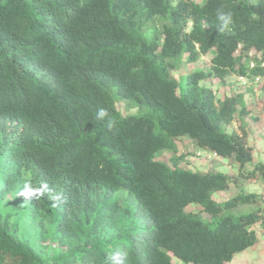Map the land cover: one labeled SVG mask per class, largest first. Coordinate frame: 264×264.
Returning a JSON list of instances; mask_svg holds the SVG:
<instances>
[{
    "label": "trees",
    "instance_id": "1",
    "mask_svg": "<svg viewBox=\"0 0 264 264\" xmlns=\"http://www.w3.org/2000/svg\"><path fill=\"white\" fill-rule=\"evenodd\" d=\"M155 19L160 31L147 39ZM207 55L208 71L173 78L182 56ZM263 60L264 0H0V206L25 191L31 213H44L53 240L68 246L56 264H228L257 243L264 204L235 215L260 195H212L238 179L264 182V164L245 170L243 94L216 100L200 82L264 78ZM118 102L137 113L123 115ZM235 120L240 134L227 133ZM180 137L233 159L237 176L155 160ZM19 230L0 208V264H45Z\"/></svg>",
    "mask_w": 264,
    "mask_h": 264
},
{
    "label": "rangeland",
    "instance_id": "2",
    "mask_svg": "<svg viewBox=\"0 0 264 264\" xmlns=\"http://www.w3.org/2000/svg\"><path fill=\"white\" fill-rule=\"evenodd\" d=\"M195 3H201L202 0H191ZM252 3H256L259 0H247ZM161 21L155 19L150 22L144 30V37L150 39L155 32L160 31ZM190 25L188 26V29ZM252 57H256L257 60H261V56L252 52ZM185 57H181V61L178 64L176 70L172 72V76L175 80H180L182 76L194 71H208L210 68V55L201 57L198 62L193 64L184 63ZM264 61V60H263ZM252 80V78H250ZM201 86L210 88L215 96L216 100H222L223 98L235 93H243L244 101L249 112V115L244 117L243 126L247 133L245 143L253 149L252 164L245 166V170H251L252 165L256 163L264 164V78H260L258 82H253L251 85L240 88L237 82V77L228 75L223 81L218 79H211L209 81L200 82ZM117 109L123 114H136V109H126L124 103L118 102L116 104ZM238 120L232 122L225 127L227 133L237 132L240 134L238 128ZM180 158L178 167L190 172L197 173H225L231 177L237 176L238 166L233 159H219L212 156L209 153L201 152L189 140L187 137H180L176 142V152L163 150L159 151L155 160L167 164L172 167L170 159L172 157ZM238 193H255L260 195L258 204L244 205L235 209L232 213L235 215L245 214L250 211H254L257 207L264 204V182L261 177L256 179L242 181L238 179L237 182L230 185L229 189L224 192L214 193L212 199L217 203L225 202ZM115 196H119L121 201V212L114 218L116 226L120 224H127L128 220L124 218L123 210L126 207V201L122 193H117ZM1 212L10 222L15 220L20 221V230L17 235L18 239L23 243L28 244L31 251L39 258L42 263L56 264V262L62 257L68 254V246L60 245L57 241L53 240L52 228L48 223V218L44 213L32 214L29 209V200L27 199L24 190L16 191L8 195L1 203ZM187 212L198 213L201 218L207 222H211L209 216L202 213L201 208L196 205H189L186 208ZM41 226L43 227L44 239H41ZM255 233L258 236L257 243L244 252L234 255L232 260L228 264H264V228L259 225L253 227ZM110 232H113L111 230ZM172 264H183L171 256ZM3 264H12L5 260Z\"/></svg>",
    "mask_w": 264,
    "mask_h": 264
},
{
    "label": "built area",
    "instance_id": "3",
    "mask_svg": "<svg viewBox=\"0 0 264 264\" xmlns=\"http://www.w3.org/2000/svg\"><path fill=\"white\" fill-rule=\"evenodd\" d=\"M253 65L251 64L250 67H252ZM259 77H254L252 78V80L250 78L247 77H237V82L239 83L241 88H245L249 85H251L253 82H258L259 81ZM212 156L215 157V155L212 154Z\"/></svg>",
    "mask_w": 264,
    "mask_h": 264
},
{
    "label": "clouds",
    "instance_id": "4",
    "mask_svg": "<svg viewBox=\"0 0 264 264\" xmlns=\"http://www.w3.org/2000/svg\"><path fill=\"white\" fill-rule=\"evenodd\" d=\"M221 19H223V17H221ZM105 114L106 113L104 112V110H101L100 113H99V116L103 117V116H105ZM109 127H111V124H109Z\"/></svg>",
    "mask_w": 264,
    "mask_h": 264
},
{
    "label": "crops",
    "instance_id": "5",
    "mask_svg": "<svg viewBox=\"0 0 264 264\" xmlns=\"http://www.w3.org/2000/svg\"><path fill=\"white\" fill-rule=\"evenodd\" d=\"M235 77V76H234ZM241 88V87H240ZM241 94V92H239ZM243 94V93H242Z\"/></svg>",
    "mask_w": 264,
    "mask_h": 264
}]
</instances>
